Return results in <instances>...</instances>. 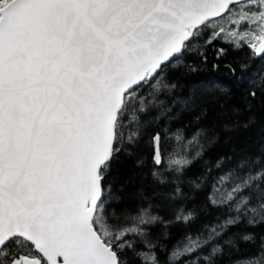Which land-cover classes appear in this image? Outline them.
<instances>
[{"label": "snow or ice", "instance_id": "obj_1", "mask_svg": "<svg viewBox=\"0 0 264 264\" xmlns=\"http://www.w3.org/2000/svg\"><path fill=\"white\" fill-rule=\"evenodd\" d=\"M262 117L264 0H0V264H264Z\"/></svg>", "mask_w": 264, "mask_h": 264}, {"label": "trees", "instance_id": "obj_2", "mask_svg": "<svg viewBox=\"0 0 264 264\" xmlns=\"http://www.w3.org/2000/svg\"><path fill=\"white\" fill-rule=\"evenodd\" d=\"M209 55H211V53H209ZM229 59H231V56ZM261 128H264V117H262L261 122H258L248 133L253 141L258 138Z\"/></svg>", "mask_w": 264, "mask_h": 264}]
</instances>
